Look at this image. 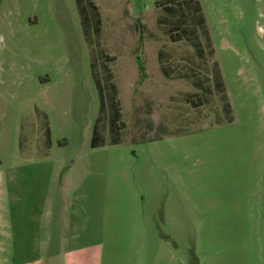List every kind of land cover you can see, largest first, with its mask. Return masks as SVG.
Segmentation results:
<instances>
[{"label":"rangeland","instance_id":"obj_1","mask_svg":"<svg viewBox=\"0 0 264 264\" xmlns=\"http://www.w3.org/2000/svg\"><path fill=\"white\" fill-rule=\"evenodd\" d=\"M79 1L0 0V264H264V0Z\"/></svg>","mask_w":264,"mask_h":264},{"label":"trees","instance_id":"obj_2","mask_svg":"<svg viewBox=\"0 0 264 264\" xmlns=\"http://www.w3.org/2000/svg\"><path fill=\"white\" fill-rule=\"evenodd\" d=\"M168 1H171V0H167V2ZM173 1H176V0H173ZM79 3H80V1L78 0V4ZM92 7L94 9L95 14H97L96 6L92 5ZM98 22H99V20H98ZM160 57H161V55H159V58ZM161 66H162V63H161ZM106 78L109 81V87L111 88V92H110L111 103L110 104H111V107H112V110H113L112 111L113 118L110 121V129L114 130L115 126L117 127V129H119L120 126L117 125V121H119V118L121 116V106H120V101H119V99L117 97V86L113 82V75L107 74ZM96 84H97L98 88H100V83H99L98 79H96ZM100 99H101V101H100V112L103 113L105 111V99H104V96H103L101 90H100ZM100 120H101V117L99 115V117L97 118V121H96V123L94 125V129H93V136H92V140H91V146L93 148L102 146V145H104L106 143L105 134H103L100 131L99 126H98V124L100 123ZM111 142H112V144H117L118 143L116 139L112 140Z\"/></svg>","mask_w":264,"mask_h":264},{"label":"crops","instance_id":"obj_3","mask_svg":"<svg viewBox=\"0 0 264 264\" xmlns=\"http://www.w3.org/2000/svg\"><path fill=\"white\" fill-rule=\"evenodd\" d=\"M105 145V144H104ZM97 148V147H96Z\"/></svg>","mask_w":264,"mask_h":264}]
</instances>
